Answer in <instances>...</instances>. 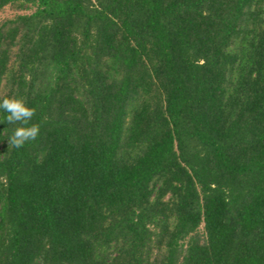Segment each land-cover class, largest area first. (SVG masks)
<instances>
[{
	"label": "trees",
	"instance_id": "1",
	"mask_svg": "<svg viewBox=\"0 0 264 264\" xmlns=\"http://www.w3.org/2000/svg\"><path fill=\"white\" fill-rule=\"evenodd\" d=\"M5 9L0 264H264V0Z\"/></svg>",
	"mask_w": 264,
	"mask_h": 264
},
{
	"label": "clouds",
	"instance_id": "2",
	"mask_svg": "<svg viewBox=\"0 0 264 264\" xmlns=\"http://www.w3.org/2000/svg\"><path fill=\"white\" fill-rule=\"evenodd\" d=\"M0 109L7 113L5 119L8 124L19 125L9 137L10 148H22L27 142L38 138L40 132L39 124L30 123L36 113V109L28 107L23 97L11 96L3 98L0 100Z\"/></svg>",
	"mask_w": 264,
	"mask_h": 264
},
{
	"label": "rangeland",
	"instance_id": "3",
	"mask_svg": "<svg viewBox=\"0 0 264 264\" xmlns=\"http://www.w3.org/2000/svg\"><path fill=\"white\" fill-rule=\"evenodd\" d=\"M13 15H14V12H12L9 9H5L4 12L0 14V19L7 18V17H11Z\"/></svg>",
	"mask_w": 264,
	"mask_h": 264
}]
</instances>
